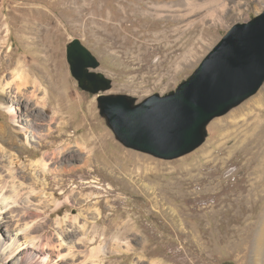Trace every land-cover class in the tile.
<instances>
[{
    "label": "rangeland",
    "instance_id": "374dc122",
    "mask_svg": "<svg viewBox=\"0 0 264 264\" xmlns=\"http://www.w3.org/2000/svg\"><path fill=\"white\" fill-rule=\"evenodd\" d=\"M19 1L41 5L48 11L49 21L53 20L49 24L44 17L41 25L54 29L42 28L39 32L17 29L18 24L11 17L10 0H0V29L8 39L2 62H12L8 70L0 72V100L4 95L14 97L15 92H11L14 85L7 82L11 81L12 72L23 64L31 68L34 63V71L43 69L53 78L64 76L68 86L65 111L72 115L73 121L69 128L57 131L54 121L51 127L46 125L50 121L44 109H41L44 119L33 115L28 118L25 113L19 115L42 123L43 126L35 129L39 134L49 129L56 134L66 133L57 140V146L61 148L64 142H72L70 147L78 157L66 155L57 164L58 169L75 166L83 171L69 176L66 193L55 186L58 193L53 197L55 189L45 186L41 171L33 164L44 151L38 142L24 145L22 134L7 138L0 148L3 160L9 161L18 152L15 149L24 152L17 169L25 175V180L16 179L15 184L23 195L21 200L29 196L34 212L35 205H39V194H30L34 186L38 191L43 188L48 199L43 215L37 220L43 223L44 245H38L37 239L28 243L36 251L23 244L11 253L7 248L12 241L13 227L0 224V241L4 243L2 248L7 249L4 253L0 249V264H148L143 260L161 257L168 264H250L254 237L264 218V187H258V192L251 190L264 180V84L240 105L215 117L200 147L173 159L159 158L121 143L101 115L98 98L128 94L141 102L154 93L165 94L176 89L234 23L247 21L264 9V0H233L225 12V21L220 20L217 11L203 16L193 27H184V21L170 15L135 13L138 7L150 9L152 1L181 0H128V3L126 0H70L66 6L64 0ZM23 36L32 37V41ZM74 39H80L97 57L100 66L96 71L112 80L111 88L95 94L81 89L67 60V47ZM11 50L12 59L6 55ZM27 101L30 103L28 99L23 101V112L28 108ZM11 124L10 114L0 102V125L10 129ZM100 133H107L109 137L107 142L98 145L96 152L102 169L90 172L92 165L77 151L76 138ZM28 135L33 140L32 132ZM28 152L35 155L27 157ZM3 167L0 171L10 181V174ZM32 174L38 183L33 181ZM81 183L84 184L79 187ZM8 185L4 193L11 189V183ZM90 195L91 198H86ZM240 195L243 199L236 200ZM68 196L75 197L76 204L71 202L49 218L57 207L53 199L64 204ZM252 196L261 200L256 203L254 199H247ZM8 210L9 206L5 207L0 197V211ZM67 214L87 217L89 223L84 226L67 220L59 225L58 220ZM71 246L75 257L68 253Z\"/></svg>",
    "mask_w": 264,
    "mask_h": 264
},
{
    "label": "bare ground",
    "instance_id": "6f19581e",
    "mask_svg": "<svg viewBox=\"0 0 264 264\" xmlns=\"http://www.w3.org/2000/svg\"><path fill=\"white\" fill-rule=\"evenodd\" d=\"M59 1H61V0H59ZM69 1L70 0H64L63 1L65 6L67 5V3ZM231 1H233V0H181L180 2H170V3L169 2L161 3L160 1L159 2H153L152 1L150 3V7H149L150 9L147 10L145 7H144V9H142L143 7H138L135 9V13L138 12V13H142L143 15L152 14V15H155L157 17L170 15V16L174 17L175 19H179V20L184 21L185 22L184 27H193L199 20L202 19L203 16L213 15L214 13H217V11L219 12L220 20L222 19L223 21H225L224 15H225L226 10L228 9V5L230 4ZM10 2H11V4H10L11 5L10 10L11 11L10 12L12 13L11 17H13L15 19L16 23L18 24V26L16 28L19 30L23 29V30H26L27 32H39L40 29L47 28V27L41 25L42 23H44V21H43L44 17H47V18H45V20L48 21L49 24L52 23V21H53V20L49 21L48 11L45 10L44 8H42L41 5H35L34 2H32V3L20 2L19 0H10ZM126 3H128V0H126ZM25 5H27V6H25ZM129 8L132 9L131 6H129ZM125 10L128 13V9L125 8ZM18 11L23 12V13L18 14L17 13ZM102 11H103V8L101 9V12ZM120 12H121V10H120ZM40 15H42V16H40ZM227 22H225V23H227ZM178 27L175 28L174 30H177ZM52 29H54V28L48 27L46 30L47 31L48 30L53 31ZM7 30L10 31V26H7ZM165 31L166 30H163L164 33H165ZM2 35L3 34L1 32V29H0V51H1V53H0V62H1L0 72L8 70L12 65V62L8 63V64L2 62V56H3V50H4L3 48H5V46H6L5 43H7V40H8L7 38H4ZM23 38L27 41H32L31 40L32 37L23 36ZM35 43H36V41H35ZM48 51H46V52H48ZM11 54H12V50L10 52H8L6 55L10 59H12ZM43 59H44V57H43ZM48 59H49L48 57L45 58L46 61H48ZM35 67L36 66L34 65V63L31 65L32 69L27 68L26 64L21 65V67H19V69H17V71L12 72L11 81L7 82V85L13 83L14 88L12 87L13 89H11V92H15V95L12 99L7 97L6 95H4L1 98L0 102H1L2 106L9 112L13 124H11L10 129H8V127H6L5 125H0V148H3V145L6 143L7 138H9V136L12 137V139H13L14 136L22 134L23 139L21 142L24 145H26L28 143H32V141H37L40 148H42L44 151L41 154V156L36 161H34L33 164L36 166V168H38L41 171L42 182L45 184V186H48L49 188H52V189H55L54 187L58 186V188H60L62 190L64 189V191L66 193L67 187L69 186L68 185L69 176H72V175L74 176L75 174L80 172L83 168H79V167L74 166L72 168L58 169L57 164H59L60 161L66 155L72 156L73 158H77L78 154H75L74 148L70 147L72 142H64V144L61 148L59 146H57V140L66 136V133L65 134L64 133L56 134L57 132L53 131L51 129H49V131L45 134H39L40 132L37 133L35 129L41 125L43 126V124L35 122V119L36 118L39 119V118L44 117V114L41 111V109H44L45 112H47L49 114L48 117H49V121H50L46 125L51 127V122L54 121V123L56 124V127H57V131L69 128V126L73 123V121L71 120L72 115L67 114V112L65 111L66 108L68 107L67 106L68 101L65 100V97L67 98L66 92L68 91V89H67L68 86L65 84L66 82H65L64 76L62 78H59V79L53 78V76L50 74V72L48 73V71H45L43 69H37L36 71H34ZM1 87L3 90L7 91L5 86L2 85ZM51 89H53V90H51ZM39 93H40V95H39ZM24 99L30 100V103H29V101L26 102L28 104V108L26 109L25 112H23V110L21 108V107H23L22 104H23ZM21 110H22V112H21ZM19 113H21L22 116H23V113H25L28 116V118H30L31 115H33L36 118L23 119V117L21 115H19ZM18 119H20V122L23 125H20ZM29 131L32 132V136H34L33 140L28 135ZM108 139H109V137L107 136V133L92 134V135L86 134V135H80L76 138L75 146H76L77 151L81 155L84 154L86 156V159L89 162V164L92 165L91 170H89L90 172H98L102 169L101 163L99 162V159L96 156V152L99 150L98 145L103 144L105 141L107 142ZM16 142H18V140H16ZM9 143L13 145V143L11 141ZM11 149H13V147ZM15 150H17L18 152H16L14 154V156L9 159V161L3 160L2 157L0 156V167L5 166L8 170V173L10 174L9 178H11V180L9 181L7 179V177L2 174V171H0V197L5 204V207L9 206L8 212L0 211V217L2 218L0 221V224H1V226H5L6 228L7 227L8 228L13 227V235L11 236L12 241L10 242V245L7 248V249L10 248L11 253L18 250V248L20 246H22L23 244H26L27 245L26 247L28 249L36 251L37 248L28 246V243L33 242L34 240L38 239L39 240L38 245L39 244L44 245V243H43L44 238H43V234H42L43 230H44L42 228L43 223H39L37 220H38V218H40L43 215V209L47 205L46 200L48 198L46 195H44V193H43L44 189L43 188L38 191L35 189V186H34L31 188L30 194H39V198L37 199V202L39 203V205H35L34 212H32L33 210L30 208V204H31L32 200L29 198V196H27V198L25 200H21L23 195L20 193V190L16 188L15 184H16V179H20L23 181L25 180V175H23V173H21L17 169V166H18L20 160L24 157V152L19 148L15 149ZM34 155H35V153H32V152L27 153V157L32 158ZM25 166L26 165H24V167ZM5 167H3V168H5ZM103 167H105V166H103ZM65 176H66V179L64 178ZM31 178L33 179V181H35V183L39 182L38 178H36L35 175L32 174ZM8 183H11V189L4 193L3 192L4 189L10 185V184L8 185ZM83 184L81 183L79 185V187L83 186ZM251 185H253V184H251ZM260 186L264 187V180L262 181V184H260V183L255 184V187L253 189H251L252 192L254 190H256V192L260 191L257 189ZM94 191H97L96 188ZM57 193L58 192L55 189L52 196L55 197V195H57ZM93 193H96V192H93ZM253 195H255V194H253ZM242 196L243 195H240L239 197L236 198V200H238V201L242 200L243 199ZM246 196L244 195L245 198H246ZM91 197H92V195H90L86 198H91ZM97 197H100V196H97ZM247 199H251V200L254 199V201H256V203H257L258 202L257 200H259L260 197L254 198L252 196V198L247 197ZM76 200L77 199L75 197L72 198L71 196H68L66 199V203L61 204V203L57 202V200L54 198L53 204L55 203L57 207L53 212L50 213L49 218L50 217L52 218V216L54 214L59 213L64 207L70 205L71 202H73V204L74 203L76 204V202H77ZM233 201H234V199H233ZM236 203H238V202H236ZM99 204H101L100 201H99ZM10 205H12V206H10ZM229 207H231V206H229ZM250 207H253V206H250ZM222 209H224V208H222ZM253 209L255 210V208H253ZM96 211H98V209H96ZM218 211H220V210H218ZM237 212H235V213H237ZM216 213L218 214V212H216ZM98 215H100V211H98ZM241 217H240V219H242ZM262 217H263V215H262ZM237 218H239V217L237 216ZM67 220H70L71 223L82 224L84 226L89 223V219L87 217H81L79 214H77V215L67 214L64 218H60L58 220V223H59V225H62ZM46 222L47 221L44 220V223H46ZM251 224H253V223H251ZM248 227H249V225H248ZM21 231H23L24 234H21ZM256 232H257V234L255 233L256 236L254 237L255 246H254L253 255L251 257V263L250 264H263L262 261L264 260V218H263L262 223L259 227V230ZM243 233H245V232H243ZM58 240H59V244L62 245L63 243L59 237H58ZM238 240H239V238H238ZM6 244H7V242H6ZM3 245H4V243H2L0 241V249H2V252L4 253L6 248H2ZM72 248H73V246H71L68 253H69V255H71V257H75V251H73ZM143 261L147 262L148 264H168L162 257L155 259V260H148V258H147V259H144ZM54 264H56V263H54Z\"/></svg>",
    "mask_w": 264,
    "mask_h": 264
},
{
    "label": "water",
    "instance_id": "95a60500",
    "mask_svg": "<svg viewBox=\"0 0 264 264\" xmlns=\"http://www.w3.org/2000/svg\"><path fill=\"white\" fill-rule=\"evenodd\" d=\"M67 60L81 89L95 94L111 88L112 80L96 71L100 61L80 39L69 43ZM263 84L264 9L234 23L176 89L141 102L128 94L101 95L98 106L126 147L173 159L200 147L209 135V123Z\"/></svg>",
    "mask_w": 264,
    "mask_h": 264
},
{
    "label": "trees",
    "instance_id": "16d2710c",
    "mask_svg": "<svg viewBox=\"0 0 264 264\" xmlns=\"http://www.w3.org/2000/svg\"><path fill=\"white\" fill-rule=\"evenodd\" d=\"M225 264H236V263H234V262H227V263H225Z\"/></svg>",
    "mask_w": 264,
    "mask_h": 264
}]
</instances>
